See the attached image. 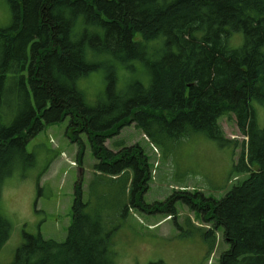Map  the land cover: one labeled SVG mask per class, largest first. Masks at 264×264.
<instances>
[{
	"label": "trees",
	"instance_id": "1",
	"mask_svg": "<svg viewBox=\"0 0 264 264\" xmlns=\"http://www.w3.org/2000/svg\"><path fill=\"white\" fill-rule=\"evenodd\" d=\"M7 1L0 200L18 165L35 166L27 145L48 125L68 119L71 141L82 148L85 135L97 161L87 194L75 187L66 240L26 235L12 264H116L113 237L131 209L176 216L179 199L191 205L190 194L176 193L166 203H145L151 176L144 149L105 146L132 124L157 148L203 135L240 149L233 174L245 179L221 200L191 206L223 230L229 249L220 264H264V0ZM93 74L103 76L105 89L89 106L79 83ZM223 118L235 120L243 142L226 137ZM12 230L0 208V253ZM205 235L212 250L215 235Z\"/></svg>",
	"mask_w": 264,
	"mask_h": 264
},
{
	"label": "rangeland",
	"instance_id": "2",
	"mask_svg": "<svg viewBox=\"0 0 264 264\" xmlns=\"http://www.w3.org/2000/svg\"><path fill=\"white\" fill-rule=\"evenodd\" d=\"M11 22L8 1L0 0V28L9 27ZM238 35L232 38L234 48L240 46H236L240 40ZM79 86L89 106H95L105 89V81L101 74H93L81 80ZM260 121L264 126V111ZM68 124L66 119L46 126L27 145V152L35 156V166L18 165L13 175L6 178L0 208L13 230L0 253V264L13 263L26 235H42L60 243L67 238L75 187L80 183L87 194L96 176L94 166L97 163L85 135L81 137L82 148L71 141ZM221 126L228 139L243 142L233 118H223ZM116 133L106 141L107 149L117 153L122 146L139 145L148 156L151 177L144 195L148 205L166 203L176 193L184 198L190 194L191 205L200 207L202 203L221 200L245 179V176L233 174L234 160L240 149L235 153L233 148L222 147L203 135L157 148L134 124ZM175 205L176 216L131 209L113 237L116 264L160 261L164 264H220L221 254L229 249L223 230L214 231L212 224L203 220L183 199ZM207 231L215 235L216 244L212 250L206 241Z\"/></svg>",
	"mask_w": 264,
	"mask_h": 264
}]
</instances>
